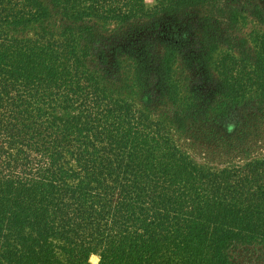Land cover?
Instances as JSON below:
<instances>
[{
  "label": "trees",
  "instance_id": "1",
  "mask_svg": "<svg viewBox=\"0 0 264 264\" xmlns=\"http://www.w3.org/2000/svg\"><path fill=\"white\" fill-rule=\"evenodd\" d=\"M251 18L264 0H0V264H233L263 242L264 156L199 166L128 97L183 130L263 116Z\"/></svg>",
  "mask_w": 264,
  "mask_h": 264
},
{
  "label": "rangeland",
  "instance_id": "2",
  "mask_svg": "<svg viewBox=\"0 0 264 264\" xmlns=\"http://www.w3.org/2000/svg\"><path fill=\"white\" fill-rule=\"evenodd\" d=\"M145 2L149 8L156 4V0ZM241 29L245 34L261 32L264 31V22L251 18L242 23ZM128 97L139 108L145 109L152 120L159 122L173 142L199 166L222 169L264 156V115L261 116L259 112L249 116L252 112L243 110L238 118L228 121L209 120L183 130L170 121V111L158 103L154 94L150 100L145 101L140 96L138 98L129 94ZM239 118L242 119L237 122ZM235 244L230 250L233 264H264V241ZM90 260L98 264L100 258L92 255Z\"/></svg>",
  "mask_w": 264,
  "mask_h": 264
}]
</instances>
